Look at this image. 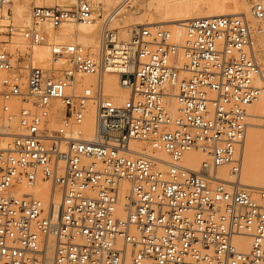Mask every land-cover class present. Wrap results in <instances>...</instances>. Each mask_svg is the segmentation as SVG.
Instances as JSON below:
<instances>
[{"label": "built area", "instance_id": "built-area-1", "mask_svg": "<svg viewBox=\"0 0 264 264\" xmlns=\"http://www.w3.org/2000/svg\"><path fill=\"white\" fill-rule=\"evenodd\" d=\"M245 1L256 27L241 15L195 17L177 41L145 24L122 39L110 26L120 5L29 0V21L15 24L13 0H0V118L17 116L14 132L0 131V264L40 262L48 247L52 264H264V188L239 185L248 106L260 98L264 127L254 54L264 0ZM70 20L98 27L97 49L53 44L51 64L34 66L32 47L47 41L38 24ZM15 35L30 52L2 47ZM104 73L129 97L106 94ZM77 75L95 82L77 87ZM189 151L204 155L197 170ZM224 165L230 179L217 174ZM39 181L50 184L45 199L8 192Z\"/></svg>", "mask_w": 264, "mask_h": 264}, {"label": "bare ground", "instance_id": "bare-ground-1", "mask_svg": "<svg viewBox=\"0 0 264 264\" xmlns=\"http://www.w3.org/2000/svg\"><path fill=\"white\" fill-rule=\"evenodd\" d=\"M25 1L26 0H13V2L10 4V6H14V8L12 7L14 17L18 18V20L22 21L23 23L28 22L30 19L28 14L26 13L25 4H27V2L25 3ZM118 1H121V0H118ZM213 1L215 2L214 9H209V10L206 9L205 11L203 10L201 12V11L196 10V8H195L194 4L191 2V0H149L148 1L149 3L147 4L148 7L155 11V13L157 14L155 16H158L160 18V21L154 22L151 20V21H147L145 24L149 25V26H156V27L166 26L169 28L167 30L168 31L170 30L173 37L177 41H181L183 38V32H182L183 28L182 27L184 25L185 20H187V19L195 18V17H203V16H214V15H241V16H244L246 18V17L251 15L249 12V7H248L249 5L248 6L246 5L247 2L245 0H213ZM226 1H229L228 4L226 3ZM35 2H37V0H35ZM120 7H121V5H120ZM130 19H129V21H124L125 23L129 24L130 26H127V27L122 28L120 30L121 35L124 37L122 39H127L129 37V33H130L131 28L135 25L140 24V22H141L137 19H132V20H130ZM15 20H16V22L18 21L17 19H15ZM255 22L257 24L256 20H255ZM130 23H132V24H130ZM43 25L48 27V29H49L48 32H49L50 37L53 40H55L56 37L50 31L51 26L47 22H43ZM63 26H65L66 28L68 27V31H70V32L72 31V34L74 35V37H76V39H78L80 41H82V36L84 34L86 36V35L92 33L95 36H97L94 32V29L96 27L95 25H85V24L79 23L76 20H70V21L64 23L61 27H63ZM260 36H262V35L260 34ZM259 38L264 39L263 37H259ZM76 39H75V42L77 41ZM262 43H264V42H262ZM92 44H93V48L96 50L97 45H98L97 37H93ZM260 46H261V44H260ZM257 53H259V52L257 51ZM255 56H257V55H255ZM261 56H262L261 59L264 60V51L262 52ZM105 74H108V73H104V75ZM113 74H116V73H113ZM104 75L102 77L103 90H105V93L110 95V97L113 100H115V102L120 103L125 98L129 97L128 90H126L124 87H122L120 85L118 78H116V77H112V78L109 77L110 79L107 77L104 78ZM77 76H83L82 78H84V80H91V78L94 77V76H90V75H77ZM248 109L250 112V116L248 118L249 126L247 127V129L250 126L255 125L256 124L255 121H257V120L259 121V123L257 122L258 123L257 125L260 126V115L263 112V101H262V99L260 98L256 102L251 103L248 106ZM251 119H252V121L249 122V120H251ZM15 124H16V120H15V116L13 115V117L9 121H5V120H4V122L1 121L0 131L6 129V134H11L12 132H14ZM93 124H94V109L91 108L89 114L87 115V119H86V133L87 134H92ZM260 127H262V126H260ZM262 128H264V127H262ZM247 131H246V133H247ZM250 133L251 134L248 133V135H249L248 138L244 137L242 146L240 148V152L242 151V153H240L241 167H243L242 168L243 170L245 168H247L248 170L252 169L253 172L255 173V175H257L260 179L257 181L252 180L251 179L252 176L250 177L249 171L246 173L247 175L242 178L241 177V170H240L239 185L241 187L249 188V189H260V188L254 187V186H257V185L260 187L264 186V158H261L259 155L260 151H262L264 149V135H261V133L258 132L257 130L254 132L252 131ZM246 135L247 134H245V136ZM130 145H131L132 149H134L138 153H148V151L144 150V146H146V145H142L141 142H139V141H131ZM155 155H157V157H159L161 159H165V160L168 159V157L161 151H156ZM203 156L204 155L198 151H189L184 156V162L186 161L188 163V165H186V166H188L189 168H191L193 170H197L200 163H201L200 160L202 161L204 158ZM197 164H198V166H197ZM192 166H195V167H192ZM224 167H225V165L220 166L217 169V174L221 178L230 179L231 177L229 176L228 171L223 172L225 174H223L221 172V169ZM38 183H41L42 185L46 184V185H49V187H50L49 183H43L41 181H39ZM38 183L34 187H27L24 184H20L16 188H11L8 192L13 193V194H15V193L23 194L21 190H18V189H21L22 185L25 188H27V190L28 189L36 190L38 188V186H37ZM50 189H51V187H50ZM28 193L34 194L36 196H39V197H42L45 199L50 194V191H49V193L44 194V196H42L41 194H38V193H34L33 191H29ZM55 199L59 200V196L57 194H55ZM240 242H242V241H240ZM238 246L240 248L245 249L247 247V244L246 243H242V244L238 243ZM49 252L52 254V248L51 247H48L44 251V255L42 256L43 258L40 261V262H42L41 264H47L48 263L49 255H50ZM51 260H52V257H51ZM30 263H36V262H30Z\"/></svg>", "mask_w": 264, "mask_h": 264}, {"label": "rangeland", "instance_id": "rangeland-1", "mask_svg": "<svg viewBox=\"0 0 264 264\" xmlns=\"http://www.w3.org/2000/svg\"><path fill=\"white\" fill-rule=\"evenodd\" d=\"M29 0H26L25 3L27 2V4H25V8H26V13L28 14L29 18H30V13L29 10L30 9V3H28ZM76 0H37V4H45V5H50V4H54V3H62V4H72L74 3ZM91 2L94 3L95 6H99L102 7L105 10H112V9H116L118 5H120V1L118 0H90ZM149 0H125L123 1L122 6H118L119 7V14L116 15L115 18L112 19L111 21V27L112 28H116L120 37L124 38L121 35V29L125 28L127 26H130L129 24L125 23L124 21H129L132 19H137L140 22V24H145L147 21H154V22H158L160 21V18L155 13V11L151 8L148 7V2ZM191 2L194 4L195 8L197 11H205L206 9H214L215 7V2L213 0H191ZM220 2V1H219ZM218 2V3H219ZM229 1H226V3L228 4ZM141 5V6H140ZM246 5L248 6V4L246 3ZM14 8V6H11ZM249 7V6H248ZM28 8V9H27ZM150 9V10H149ZM13 10V9H12ZM248 21H250V25L255 27L256 26V22L255 20L250 16L246 17ZM18 20V18L14 17V21L15 24H24L22 21L18 20L16 22V20ZM252 23V24H251ZM132 24V23H130ZM264 24V21H263ZM146 25V24H145ZM66 26V25H65ZM65 26L63 27H59L57 29H53L52 27H50V31L54 34V36L56 37L55 40H53L50 35H49V29L48 27H46L45 25H43V23L38 24V27L44 31V33L47 36V41L43 42L41 45L38 46H33L32 47V64L34 66H40V67H46L49 66L51 64V58H50V49L51 46L53 44H70V43H75V39L76 37H74V35L72 34V31H68V27L66 28ZM164 27V28H163ZM161 28L163 29H169L166 26H163ZM65 28V29H64ZM183 28V27H182ZM170 31V30H169ZM94 32L97 36H95L94 34L90 33L88 35L85 36V34L82 36V41L76 39V43L82 44L86 47H90L92 50H95L93 48V37H97V42L99 40V29L98 27H95ZM183 32V30H182ZM57 34V35H56ZM254 38H255V44H254V53L256 56V58L264 64V60H262V52L264 51V39H260L259 37H263L264 38V32L263 33H254ZM260 34L262 36H260ZM75 38V39H74ZM61 40V41H60ZM262 40V41H261ZM58 42V43H57ZM84 42V43H83ZM261 44V46H260ZM2 47L5 48L6 50H8L9 52H19L20 54L23 53H27L31 51V47H29V45L27 44V42H25L22 37L20 35H15L11 38H9V40L7 41V43H3ZM257 51L259 53H257ZM260 54V55H259ZM259 55V56H258ZM61 63H59L61 66L66 65L65 61H60ZM65 63V64H64ZM83 76H77V87H81L82 85H89L95 82V77H92L91 80H84V78H82ZM112 78V77H116L118 78V76L116 74L113 73H108L104 75V78ZM109 78V79H110ZM126 89V88H125ZM127 90V89H126ZM105 92V90H104ZM129 92V90H128ZM115 101V100H114ZM3 103V101L0 99V106ZM251 108V107H250ZM0 116H1V111H0ZM15 120H17V116L15 115ZM88 121V120H87ZM252 121L249 120V122ZM259 121H255V125L250 126L247 130V135L245 137H249L248 133L251 134L250 132H254V131H258L261 133V135H264V128L260 127L259 125H257ZM0 123H1V118H0ZM57 123V120L53 119L51 121V126L54 127ZM252 130V131H251ZM262 131V132H261ZM246 139V138H245ZM141 142L142 145H146V143ZM242 153V151L240 152ZM242 155V154H241ZM260 157L264 158V149L262 151H260ZM201 162V160H200ZM199 162V163H200ZM186 165H188V163L185 161L184 162ZM191 166V165H190ZM198 166V164H197ZM196 166V167H197ZM195 167V166H192ZM243 167H241V177H245L247 174V172L249 171V175L250 177L252 176V180H259L260 178L255 175V173L253 172L252 169L248 170L247 168H245L244 170L242 169ZM228 171V167L225 166L224 168L221 169V172H226ZM225 174V173H223ZM46 187H45V186ZM42 185L41 183H38V188L36 190L34 189H28L25 188L23 185L21 186V190L22 193H28L29 191H33L34 193H38L41 194L42 196H44V194L49 193L50 191V187L49 185L44 184ZM256 188H264V186L260 187V186H254ZM15 191V190H14ZM15 193V192H14ZM15 194H19V193H15ZM49 261L47 264H52L51 263V257L52 254L49 252ZM42 262H37V263H28V264H41Z\"/></svg>", "mask_w": 264, "mask_h": 264}]
</instances>
